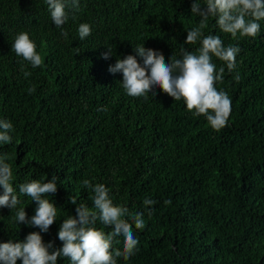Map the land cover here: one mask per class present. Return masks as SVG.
Instances as JSON below:
<instances>
[{"label": "trees", "instance_id": "obj_1", "mask_svg": "<svg viewBox=\"0 0 264 264\" xmlns=\"http://www.w3.org/2000/svg\"><path fill=\"white\" fill-rule=\"evenodd\" d=\"M193 2L79 0V11L67 9L65 38L45 0H0V120L14 127L0 155L8 157L18 195L20 184L57 177V192L49 197L57 221L48 232L18 226L17 209L0 208V243L40 232L46 244L52 242L49 252L62 247L59 225L67 215L76 216L70 198L94 207L91 191L82 185L87 179L105 184L113 203L131 214L126 219L139 243L129 260L118 258L117 264H264V21L255 39L233 40L215 18L203 29L240 49L235 69L225 68L223 83L216 85L232 101L227 126L219 132L159 88L147 99L128 96L122 74L108 71L117 58L135 56L137 45L161 53L165 63L181 59L182 48L195 53L199 41L184 43L186 31L200 21L191 13ZM80 23L92 26L84 40ZM22 31L36 43L42 67L32 68L11 51ZM108 48L113 52L103 59ZM24 71L31 76L25 78ZM19 198L17 208L25 207L30 218L35 202ZM145 198L157 202L151 216ZM138 212L145 222L139 230L132 219ZM95 227L112 231L99 221ZM122 242V236L114 237L113 251L122 250ZM57 264L70 262L61 258Z\"/></svg>", "mask_w": 264, "mask_h": 264}, {"label": "clouds", "instance_id": "obj_2", "mask_svg": "<svg viewBox=\"0 0 264 264\" xmlns=\"http://www.w3.org/2000/svg\"><path fill=\"white\" fill-rule=\"evenodd\" d=\"M53 24L62 29V35L67 38L63 25L69 20V12L80 10L79 0H45ZM201 4L205 7L201 8ZM191 13L200 17L198 26L187 30V45H195L199 41V48L195 53L182 50L181 59L169 58L165 63L161 53L137 45L136 55H127L123 59L117 58L108 71L112 74H122V88L125 93L134 98L147 99L148 95H156L153 91L159 88L161 92L175 101H183L186 111L193 117H205L213 131L219 132L227 126L232 101L227 92L217 88L223 83L225 68L231 73L236 67L238 46H225L218 35H204L209 18H215V23L221 32L230 34L233 40L243 38L255 39L261 31V21H264V0H195L191 4ZM75 17H73L74 19ZM92 34V26L80 23L78 36L80 40ZM11 51L21 57L32 68L43 66V57L37 51L36 43L30 39L27 32H20L15 36ZM112 49L102 54L108 59ZM80 54L76 50V55ZM140 57L142 63L137 60ZM213 58L223 62L217 69ZM23 71V68H22ZM24 77L31 76V72L24 71ZM234 79L239 81L237 74ZM29 94L35 92V87L28 89ZM100 111L106 109L101 108ZM13 124L8 120H0V145L12 142ZM8 157L0 155V208L17 209L14 222L19 226L39 228L47 233L50 226L57 221V207L50 202L49 197L57 192V177L52 176L47 182L33 179L19 185V195L13 187V171L6 162ZM85 189L91 191L89 199L94 207L89 208L83 202L77 204V198L71 197L70 203L76 205V216L67 215L59 225L57 237L62 247L49 252L52 242L45 243L40 232H30L23 241L0 243V264H57L58 259L66 258L70 264H117L118 258L127 261L137 250L139 243L133 230V225L126 219L131 215L127 207L116 205L110 197V190L103 183L92 184L89 180L82 181ZM20 195L30 197L36 204L34 215L28 217L25 207L17 208L21 203ZM157 202L145 198L143 205L152 215L151 206ZM166 200L165 204H170ZM135 229H143L145 222L143 213L132 215ZM99 221L103 226L110 227L111 232L105 233L95 227ZM122 236V250L112 249L114 237Z\"/></svg>", "mask_w": 264, "mask_h": 264}]
</instances>
